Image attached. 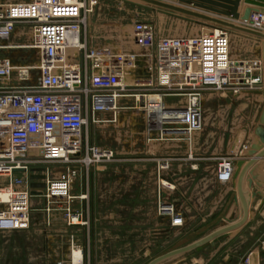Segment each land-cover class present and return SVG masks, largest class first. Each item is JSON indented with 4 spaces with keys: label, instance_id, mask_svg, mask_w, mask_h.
Masks as SVG:
<instances>
[{
    "label": "built area",
    "instance_id": "2783aa9c",
    "mask_svg": "<svg viewBox=\"0 0 264 264\" xmlns=\"http://www.w3.org/2000/svg\"><path fill=\"white\" fill-rule=\"evenodd\" d=\"M95 1L0 5V233L30 227L34 174L47 177L41 194L46 209L65 210L71 217L76 169L90 172L115 160L112 150L95 144L91 129L116 123L128 103L147 114L149 133L192 134L202 128L204 95L263 90L262 59L232 58L224 27L196 36L158 37L151 25L137 23L132 39L141 54L95 49L88 38ZM262 17L253 15L250 26L261 27ZM17 28L29 30L30 45L10 43ZM20 48L35 51L38 64L1 55ZM140 58L146 62L141 80L135 78ZM153 97L160 101L153 102ZM105 114L114 117L102 119ZM236 161H219L222 183L232 181ZM53 168L62 169L59 177L53 176ZM160 212L171 215L173 225L183 226L173 206L161 203Z\"/></svg>",
    "mask_w": 264,
    "mask_h": 264
},
{
    "label": "crops",
    "instance_id": "0c3cea01",
    "mask_svg": "<svg viewBox=\"0 0 264 264\" xmlns=\"http://www.w3.org/2000/svg\"><path fill=\"white\" fill-rule=\"evenodd\" d=\"M24 1L7 0L5 3ZM163 1L220 19L233 20L182 5L178 0ZM248 6L246 0H241L239 13L243 14ZM178 15L183 19L202 21ZM249 38H255L260 47H264L262 39L252 36ZM133 51L135 54L142 53L138 47ZM260 52L258 58L263 59ZM145 70L146 62L140 58L135 78H145ZM262 75L264 81V69ZM244 94L259 99V120L264 97ZM172 103L173 100L167 101L168 106ZM148 137V146L141 152L144 158L137 159L142 160L140 164L111 163L93 167L90 172L82 168L76 169L78 173L72 185L75 201L71 217L65 210L43 209L47 203L45 199L42 195H33L30 227L0 233V264H138L139 250H144L142 245L139 248L142 236L145 237L147 246L167 241L170 236L184 233L190 223L203 218L208 211L213 219L223 218L226 211L227 216L233 220L232 223L240 219V204L234 181H218V162L221 156L248 161L246 151L254 142L253 133L243 141H230L228 147H224V141V144L218 146L219 149L212 152L209 149L203 152L200 131L192 134H179L171 130L160 134L157 131L150 132ZM259 166L260 163L253 170L260 173L264 180V166L262 169ZM61 170L53 168V176L59 177ZM249 178L248 175L245 182L247 190ZM250 193H257V197L252 200L248 225L253 222L256 214L264 218V187L254 184ZM158 203L173 206L175 214L183 218V226L173 225L171 215L157 210ZM253 210L257 211L256 214ZM139 219H144L146 225L139 227ZM148 222H151V226L147 225ZM261 243L257 264H262L264 257V252L260 253L261 250L264 251V240ZM185 246L187 245L176 246L158 257ZM223 246L220 245L217 251ZM210 251V256H213V250ZM207 254H196L187 261L180 260L184 257L181 256L176 258L180 260L177 264H206L209 258ZM226 259L229 260L230 256ZM174 260L164 264H170ZM251 261L249 258L248 263Z\"/></svg>",
    "mask_w": 264,
    "mask_h": 264
},
{
    "label": "rangeland",
    "instance_id": "374dc122",
    "mask_svg": "<svg viewBox=\"0 0 264 264\" xmlns=\"http://www.w3.org/2000/svg\"><path fill=\"white\" fill-rule=\"evenodd\" d=\"M6 1L0 0V5H5ZM30 1L32 0H25L24 2ZM93 9L94 11L89 17L88 26V38L91 46L95 49H108L116 54L134 53L133 49L136 47L132 35L134 26L137 23L151 25L158 37L196 36L203 32H209L216 27H221L204 21L183 19L175 12L149 6L135 0H97ZM228 30L231 40L232 58L259 60L258 54L261 51L260 53L263 55L264 50V47H260L261 45L257 43L259 41H255V38L250 39L249 37L251 36L246 37L247 35L235 30ZM32 42L29 30L24 28H17L10 41L11 44L16 46L30 45ZM1 55L11 58L15 62H38V55L35 51L21 48L10 52L1 51ZM133 105H135L133 102L126 105L129 109L122 111L117 116L116 123L101 124L91 129L92 139L95 144L115 153L113 163L135 164L139 162L140 164L142 160L137 161V159L144 158V154L141 152H144L142 149H145L149 142L147 114L131 109ZM260 107L259 99L244 93L239 95L226 93L204 95L202 100V128L200 130L203 152L206 149L211 152L214 149H219L224 144V141V147H228L229 142L232 140L243 141L250 133L255 136L254 129L260 126V119L258 120L257 118L261 111ZM263 108L264 106H262ZM101 117L102 119L112 120L114 116L113 114H105ZM170 127H173V125H170ZM209 141L210 143L208 144L207 142ZM209 145L211 146L209 147ZM139 149L141 150L140 152ZM225 157L229 156H221L219 161ZM218 181L221 182L219 176ZM47 206L46 203L43 209H46ZM157 210L160 212L161 203H158ZM227 212H223V218L213 219L208 211L203 218L196 219L190 223L184 233L170 236L171 238L167 241L155 242L152 246L148 243L150 247L145 244V237L142 236L139 239V248L142 245L144 250H139L138 264H147L169 249H173L176 246L189 245L216 229L232 223L233 220L227 216ZM256 212L253 210V213L256 214ZM241 215V207H239V216L241 217ZM258 222H260V225H258ZM145 223L144 219H139V227L146 225ZM147 225L151 226V222H148ZM263 240L264 218L256 214L255 219L249 225L247 223L242 229L224 235L213 243L206 245L208 247L204 246L186 254L180 260L187 261L192 256L205 252L208 253L207 256L209 255L206 264H249V258L252 260L250 264H257V254L259 253V246L263 244L261 243ZM220 245L224 246L217 251ZM210 250H213V256H210ZM262 252L264 251L261 250L260 253L262 254ZM227 256H230L229 260L226 259ZM262 258V264H264V257ZM178 260L175 259L170 264H177L180 261Z\"/></svg>",
    "mask_w": 264,
    "mask_h": 264
},
{
    "label": "water",
    "instance_id": "95a60500",
    "mask_svg": "<svg viewBox=\"0 0 264 264\" xmlns=\"http://www.w3.org/2000/svg\"><path fill=\"white\" fill-rule=\"evenodd\" d=\"M143 4L157 7L163 10L175 12L186 17L195 18L205 22H209L224 28L232 29L242 34L253 36L264 40V32H260L251 29L246 26H241L234 22H228L226 20L210 16L201 12H195L187 8L177 6L175 4L165 2L163 0H135ZM182 5L193 6L194 8L201 9L205 12L222 16L224 18H231L234 21H240L241 23H250L253 15L264 16V1L260 0H246V4L249 6L245 9L243 14L239 13V5L241 0H178ZM264 62V50L262 55ZM250 94L263 96L264 89L249 92ZM246 157L249 160H238L235 163V173L233 177L234 186L238 194V203L241 207L242 215L237 222L231 223L226 226H222L205 237L185 246L180 249L171 251L163 256H160L152 260L149 264H164L167 261L176 259L186 254L192 253L210 243H213L218 238L233 233L242 229L250 220L251 217V204L252 200L257 197V193H250L253 190L254 184L258 187H264V180L262 175L258 172H254V167L259 166L262 169L264 166V108L260 117V126L255 130V139L249 150L246 151ZM253 170V171H252ZM44 170H38L43 172ZM248 179V190L245 189V182ZM47 177L44 174H34L31 176V189L32 195H41L46 188Z\"/></svg>",
    "mask_w": 264,
    "mask_h": 264
},
{
    "label": "bare ground",
    "instance_id": "6f19581e",
    "mask_svg": "<svg viewBox=\"0 0 264 264\" xmlns=\"http://www.w3.org/2000/svg\"><path fill=\"white\" fill-rule=\"evenodd\" d=\"M228 19V18H227ZM224 20V19H223ZM226 21H228V22H234V23H236V24H239V25H241V26H246V27H249V28H251V29H254V30H257V31H260V32H263V30H264V18L262 17V21L260 22V24L262 23V26L260 27L259 25H257V26H255V27H252V26H250V24L248 23V24H246V23H241L240 21H234V20H226ZM227 29V28H226ZM204 31H206L205 29H204ZM211 31H213V30H211ZM211 31H209V32H211ZM204 33H208V32H204ZM122 39V38H121ZM73 40L71 39V42H72ZM122 43H123V41H122ZM125 43V42H124ZM132 48V47H131ZM137 48V47H136ZM262 62V61H261ZM38 64V63H37ZM262 70H263V67H262ZM263 76V75H262ZM263 86V85H262ZM263 89H264V86H263ZM151 100L153 101V102H159L160 101V99L158 98V97H153V98H151ZM155 109L156 108H153L151 111H154V112H157V111H155ZM237 162V161H236Z\"/></svg>",
    "mask_w": 264,
    "mask_h": 264
}]
</instances>
